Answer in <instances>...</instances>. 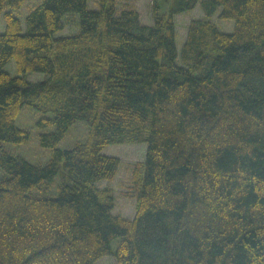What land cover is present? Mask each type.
<instances>
[{"label": "trees", "instance_id": "16d2710c", "mask_svg": "<svg viewBox=\"0 0 264 264\" xmlns=\"http://www.w3.org/2000/svg\"><path fill=\"white\" fill-rule=\"evenodd\" d=\"M97 1L40 0L23 17L28 0H0V264H264V0H153L150 24ZM198 6L179 48L176 16ZM26 105L44 113L43 164L5 146L31 139ZM78 120L87 139L58 147ZM120 143L147 144L133 219L100 186Z\"/></svg>", "mask_w": 264, "mask_h": 264}, {"label": "rangeland", "instance_id": "374dc122", "mask_svg": "<svg viewBox=\"0 0 264 264\" xmlns=\"http://www.w3.org/2000/svg\"><path fill=\"white\" fill-rule=\"evenodd\" d=\"M40 0H28L23 9L22 16L24 17L26 11L32 8ZM97 0H90L91 7H97ZM153 0H118V7L120 10L124 8H135L139 11L141 21L150 24L153 22L152 15ZM203 11L200 6L192 11L183 12L176 16L177 22V44L179 48L182 47L186 40L188 25L194 18L202 17ZM214 20L223 31H232L233 20H222L214 16ZM6 26L3 15H0V32L4 31ZM77 29L75 23H70L64 29V33H72ZM5 69L12 75H19L15 61L9 62ZM28 79L32 81L42 80L46 77L44 72H29ZM41 111L35 107L26 105L17 116V125L29 129L32 133L31 139L26 143L6 142L5 146L14 154L23 155L25 158L34 163H45L52 155V149L43 147L39 143V133L42 128L37 124L40 117L43 115ZM50 114V113H49ZM52 128V127H51ZM89 135V125L84 120L76 121L67 132V135L59 143L58 147L69 148L73 147L78 141L86 140ZM146 143H120L108 145L104 152L118 156L121 160V165L118 173L112 180H104L100 183L101 187L110 186L115 193L116 205L114 213L126 218L133 219L136 213V196L133 181V171L135 164L143 161L146 156ZM95 264H118L113 256L106 255L100 258Z\"/></svg>", "mask_w": 264, "mask_h": 264}]
</instances>
